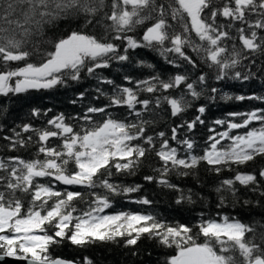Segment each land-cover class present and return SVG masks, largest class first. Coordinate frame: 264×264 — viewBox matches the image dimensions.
Instances as JSON below:
<instances>
[{
    "label": "snow or ice",
    "instance_id": "obj_1",
    "mask_svg": "<svg viewBox=\"0 0 264 264\" xmlns=\"http://www.w3.org/2000/svg\"><path fill=\"white\" fill-rule=\"evenodd\" d=\"M104 6V0H0V96L67 86L69 81L79 82L85 72L101 84L114 85L112 80L100 76L98 70L108 68L113 60L127 61L130 49L142 47L158 50L162 56L174 54L195 68L196 63L184 50L191 48L214 70L217 81H246L252 73L236 71L242 59H248L244 53L264 52V47L256 42L258 37L254 30L264 29V0H169L167 8L158 5L156 0H112L111 13H106V18L111 21L109 28L115 33L111 39L73 32L55 42L54 51L46 52L40 63L29 62L31 53L24 45L31 35L30 26H40L70 13L92 16ZM169 10L171 19L183 28L182 32H177L168 22ZM153 13L157 15L153 16ZM251 14L261 19L252 23L248 20ZM219 17L227 23L218 22ZM146 20H155V23L147 27L140 40L127 35ZM233 28L236 36L231 35ZM237 39L242 47L237 46ZM113 40L125 42L122 52L111 42ZM166 41L170 46H166ZM228 41H232L231 47ZM20 62H24L22 66ZM168 62L182 66L175 60ZM13 64L16 66L12 67ZM209 79L210 76L199 75L190 81L185 73L168 80L154 75L133 82L126 76L125 80L134 87L114 85L112 94L107 96L109 103L103 107L90 106L79 117H66L61 113L46 119L40 128H34L30 123L18 125L20 131L13 130L15 138H11L9 150L32 144L37 146L36 156L30 160L18 156L0 159V173H3L0 175V264H7L8 260L22 264H80L52 256V246L65 240L82 250L97 244L122 245L133 249L132 255H136L134 249L142 238L175 250L166 264H240L237 252L243 264H264V247L246 238V233L254 229L234 217L202 218L188 226L171 224L152 213H108L106 210L112 207V200L107 194L90 191V199L86 200L84 193L67 187L102 188L112 196L128 197L139 192L142 185L113 183L112 177L136 175L142 159L154 152L162 162L160 167L153 169L159 175H146L144 179L180 192L177 204L185 200L193 203L191 196L186 197L181 189L168 181V175L173 172L182 176L193 174L191 170L203 162L208 165L207 171L219 176L224 171L238 169L257 156H264V108L229 112L228 118L214 120L213 124L223 130L209 127L212 135L205 141L202 155L193 154L197 146L188 138L181 139L179 130L186 125L191 132L197 123L204 124L205 106L197 108L200 115L194 120L176 124L170 135L164 131L155 136L147 135L146 126L154 121L144 120L142 114L149 110L153 101L141 99L140 93H167L179 89V97L172 94L156 96L155 105L160 107L162 101H166L171 116L182 120L181 114L206 91L213 94L207 96L208 100L216 99L219 89L208 84ZM198 84L206 87L198 91ZM96 91L107 95L99 87ZM188 96L192 99H186ZM83 97L81 93L79 98ZM221 98L264 103V95L232 97L225 94ZM108 108H126L128 115L137 119L130 121L123 114L113 116ZM31 114L34 117L48 115L38 109H33ZM97 115L101 116L100 120L94 119ZM70 119L75 123H70ZM22 133L30 135L25 139ZM4 139L10 138L5 136ZM53 140L59 143L53 146ZM172 142L178 147L172 146ZM259 177L264 179V168L259 171ZM237 182L251 191L261 187L255 173L236 171L234 177L221 179L215 191L230 192L235 198ZM58 185L66 187L60 189ZM260 195L264 196V191ZM77 202L86 203L88 207L80 209ZM130 202L152 203L144 197ZM250 203L244 201L245 205ZM224 205L225 197L221 195L218 207ZM201 237L203 242H198ZM82 264H93V261L85 255Z\"/></svg>",
    "mask_w": 264,
    "mask_h": 264
},
{
    "label": "trees",
    "instance_id": "obj_2",
    "mask_svg": "<svg viewBox=\"0 0 264 264\" xmlns=\"http://www.w3.org/2000/svg\"><path fill=\"white\" fill-rule=\"evenodd\" d=\"M111 2L112 0H104L105 6L98 8V11L92 16H86L82 12L70 13L40 26H30L31 35L27 37L24 45L25 49L31 53L29 62L40 63L41 58L46 52L54 51L55 42L67 38L73 32L90 35L98 39L101 37L111 39L115 33L110 30L111 21L106 18V13H111ZM168 2L169 0H156L158 5L163 4L165 8H167ZM152 15L156 16L157 13H153ZM167 19L177 32L183 31L181 25L171 19L170 10ZM258 19H261V17L256 14L248 16V20L252 23ZM89 20L91 23H89ZM218 22L227 23L223 17H219ZM153 23H155V20H146L143 24L137 25L135 30L127 33V35L140 40L143 32ZM241 26L247 27L246 25ZM254 30L257 32L258 37L256 42L264 47V29ZM250 31H248L249 35ZM231 35H237L235 28L231 30ZM192 37L199 43L194 33H192ZM111 42L117 44L119 50L123 51L125 42L114 40ZM236 44L238 47H242L238 39L236 40ZM231 45L232 41H228V46L231 47ZM166 46H170V43L167 41ZM184 50L194 60L197 67L194 68L192 65H188L174 54L168 53L167 56H162L158 50L142 47L135 50L130 49L127 61L119 62L113 60L108 68L98 70V73L104 79L112 80L114 85L123 87H134V84L130 85L125 80L126 76L133 82L144 80L154 75L159 76L163 80H168L169 77L176 74L186 73L190 81L196 80L199 75L210 76L211 79L208 80V84L219 89V92L215 94L216 99L214 101L208 100L207 96L213 94L210 90L206 91L199 99L192 101V107H189L186 112L181 114L182 120L171 116V109L166 101H162L160 107H156L155 105L156 96L162 97L172 94L179 97V89L169 90L167 93H140L141 99L151 98L153 101L150 104L149 110L142 114L144 120L154 121V123L146 126L147 135L155 136L159 131H164L167 135H170L171 129L176 124L194 120L196 116L200 115L197 108L205 106L206 111L202 117L205 121L204 124L197 123L191 132L187 130L186 125L179 130L181 139L188 138L197 146L193 154L202 155L205 141L209 135H212L208 131L209 127L223 130L213 124L214 120L228 118L227 113L229 112H246L256 108H264V103L256 100L235 101L233 99L226 101L221 98L225 94L232 97L237 95H264V52L257 50L256 52L244 53L248 59H242L236 71H240L242 74L252 73L248 80L230 79L217 81L214 70L202 62L200 54L194 52L191 48H185ZM169 60H175L177 65L182 66L176 67L172 63H169ZM23 63L20 62V65L22 66ZM15 66V64L12 65V67ZM114 85L101 84L97 79L88 76L85 72L82 74V79L79 82L69 81L67 86L59 85L50 90H29L20 94H9L7 97L0 96V159L7 160L9 157L16 156L24 160L35 158L36 145L30 144L27 148L17 147L15 150H9L11 148V138H15L13 130L16 132L20 131L18 125L22 126L25 123H30L34 128H40L45 124L46 119L61 113L66 117H79L90 106L103 107L107 105L109 103L107 96L112 94ZM98 87L107 95H100L96 91ZM201 87L206 86L198 84L197 90L199 91ZM81 93L84 94L82 99L79 98ZM186 99L191 100L192 98L188 96ZM73 100H76V103H72ZM33 109H38L41 113L47 112L48 115L47 117L43 115L34 117L31 114ZM49 109H51L50 112L48 111ZM107 110L113 116H121L123 114L130 121H136L137 119L135 116L128 115L126 108H108ZM94 119L100 120L101 116L97 115ZM69 122L75 123L71 119ZM240 131L243 132L244 130ZM28 135L30 133H22L25 139ZM5 136L10 139L5 140ZM58 143L59 141L53 140V146ZM172 146L178 147L175 142H172ZM181 155L185 154L181 153ZM40 159H43V157L41 156ZM161 165L162 162L159 160V157L154 152H151L146 154L142 159L136 175L122 174L113 176L111 179L113 183L125 186L142 185L139 192L131 193L128 197L112 196L111 193H105L102 188L67 187L69 190L84 193L86 200L90 199L88 196L90 191H95L98 194H107L112 200V207L106 210L108 213L119 211L152 213L171 224L182 223L188 226L198 223L202 218L220 220L223 216L234 217L254 229V231L246 233V238L264 247V196L260 195V192L264 191V179L259 177V171L264 168V156H257L254 160L240 166L238 169L224 171L219 176L215 172L207 171L208 165L203 162L197 169L191 170L193 174L182 176L173 172L168 175V181L181 189L186 197L191 196L193 203H188L185 200L181 204H177L176 199L180 196V192L163 187L155 181L149 183L144 179L146 175L158 176L159 174L154 172L153 169ZM236 171L255 173L258 180H260L261 187L256 191H251L237 182L235 187L238 189V192L235 198L230 192L217 193L215 189L219 186L220 180L234 177ZM2 174L0 173V175ZM58 187L63 189L66 186L58 185ZM221 195L225 197V205L218 207ZM141 197L151 200L152 203L150 205H141L130 202ZM245 200H249L251 203L245 205ZM26 201L27 198L25 197ZM77 206L80 209L88 207L86 203L81 202H77ZM194 231H198V229H194ZM198 242H203V237ZM134 250L136 251V255H132L133 249H127L122 245L118 246L114 244L90 245L87 249L82 250L65 240L60 245L52 246L51 254L53 257H60L65 260L79 261L80 264H82L85 255L93 261V264H166L167 259L175 254L174 249L165 248L155 240H148L146 238H142ZM236 258L240 261V264H243V259L239 256L238 252L236 253Z\"/></svg>",
    "mask_w": 264,
    "mask_h": 264
},
{
    "label": "water",
    "instance_id": "obj_3",
    "mask_svg": "<svg viewBox=\"0 0 264 264\" xmlns=\"http://www.w3.org/2000/svg\"><path fill=\"white\" fill-rule=\"evenodd\" d=\"M7 264H22V262H15V261L8 260Z\"/></svg>",
    "mask_w": 264,
    "mask_h": 264
}]
</instances>
